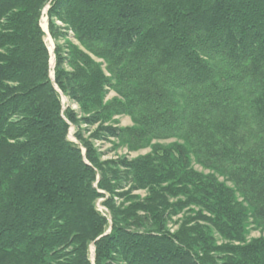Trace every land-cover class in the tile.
<instances>
[{"label": "trees", "instance_id": "obj_1", "mask_svg": "<svg viewBox=\"0 0 264 264\" xmlns=\"http://www.w3.org/2000/svg\"><path fill=\"white\" fill-rule=\"evenodd\" d=\"M47 5L51 37L73 32L109 76L56 46L51 77ZM82 124L177 143L102 162ZM133 191L147 197L117 206ZM251 225L264 233V0H0V264H264Z\"/></svg>", "mask_w": 264, "mask_h": 264}, {"label": "rangeland", "instance_id": "obj_2", "mask_svg": "<svg viewBox=\"0 0 264 264\" xmlns=\"http://www.w3.org/2000/svg\"><path fill=\"white\" fill-rule=\"evenodd\" d=\"M47 4H50L48 2ZM48 5L45 7L43 11V16L41 18V27L42 30L45 33V43L47 45V48L49 50L50 56H51V77L53 78V69L55 67V48L56 46H60L64 52L71 50V47L77 48L79 51H82L83 54L88 55L90 58H92L96 63L102 65V70L104 73L109 76L107 66L104 61L96 58L89 52V49L83 45H81L74 37L73 32L66 31L65 29H61V34L65 33V37L60 38L57 42L51 37L49 30H48ZM58 26L60 28H63V24L60 22H57ZM119 97L113 90H108L107 94L105 96V104L111 103L113 100L118 99ZM62 106L63 111L71 110L75 112L79 118H85V115L82 113L80 107L75 103L70 101L69 98L62 95ZM105 126H113L120 129H126V128H132L134 126L133 121L131 117L127 115H112L110 117L109 122L105 123ZM98 126H87L85 124H82L80 126V132L82 134L83 139L90 141L95 149L98 151L100 160L102 162H108V161H117L120 159H128L129 161L138 159V158H144L148 155H151L153 150L157 147H169L175 143H177V140H168V141H151L148 145L147 143H144L143 145L134 144V145H128L125 141H119L117 139H108L107 141H98L91 139L92 134L96 131ZM77 133V129L75 127H72L69 132V140L72 143L79 144V141L76 139L75 135ZM85 152V150H84ZM193 168L203 174H209L207 170H204L201 166L197 165L195 161L192 162ZM221 181L223 179H220ZM231 186L230 184H228ZM130 189V187H126V189L121 190L119 192H127ZM147 197L146 191H133L130 193L127 197H115V202L117 206L121 207H127L130 205V203H136L137 201H142ZM130 202V203H129ZM104 199H100L96 206L97 210L109 217V212L104 207ZM191 212V211H190ZM190 212H183L181 215L174 217L172 221H169L168 224V230H170L171 233H175L179 226L182 224V221L187 217L191 216L192 214ZM110 219V217H109ZM261 236H264V233L260 231L259 229L254 228L252 225L248 229V235H247V241H251L253 239H258ZM94 253L95 249L91 248V258L94 261Z\"/></svg>", "mask_w": 264, "mask_h": 264}]
</instances>
